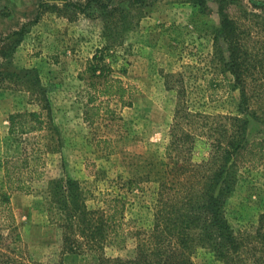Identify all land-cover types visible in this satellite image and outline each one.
Masks as SVG:
<instances>
[{"label": "rangeland", "instance_id": "1", "mask_svg": "<svg viewBox=\"0 0 264 264\" xmlns=\"http://www.w3.org/2000/svg\"><path fill=\"white\" fill-rule=\"evenodd\" d=\"M205 1L202 7L195 0H102V7L95 1L87 7L89 0H0L2 261L98 264L88 248L62 251V230L48 212V183L68 178L79 184L90 209L109 198L126 200L125 226L133 234L123 248L106 247L105 255L135 257V232H151L159 188L142 175L147 161L172 153L177 111L198 113L195 163L210 151L201 116L214 121L237 114L239 94L228 84L209 95L207 80L220 73L212 62L220 17L219 0ZM228 1L263 56L264 0ZM93 61L106 65L132 95L105 96L104 79L89 69ZM23 112L40 113L43 129L11 133L10 117ZM249 138L264 140V125L252 120ZM26 155L43 179L30 193H11L6 206L4 163ZM236 172L226 217L241 232L264 220V160L240 162ZM193 261L222 264L203 248Z\"/></svg>", "mask_w": 264, "mask_h": 264}, {"label": "trees", "instance_id": "2", "mask_svg": "<svg viewBox=\"0 0 264 264\" xmlns=\"http://www.w3.org/2000/svg\"><path fill=\"white\" fill-rule=\"evenodd\" d=\"M94 1L102 7V0H89L86 6ZM195 2V6L204 7L206 1ZM74 6L85 10L82 5ZM232 9L228 0H219L220 23L213 29L212 62L220 73L212 75L207 84L212 97L226 84L238 91L237 114L218 116L214 121L201 116V134L210 148L208 157L199 163L193 161L199 135L194 125L198 113L177 111L172 153L169 158L147 161L142 175L148 181L158 182L159 188L154 226L149 233L135 232L137 246L133 259L105 255L106 247L123 248L133 234L125 226L124 198H109L101 207L90 209L76 181L52 179L47 187L48 212L62 230L64 253L88 248L97 256L98 264H194L195 253L203 248L222 264H264V220L254 229L236 232L226 217L227 199L238 179L237 166L240 162L256 164L264 160V140L249 138L252 120L264 125V55L249 41V32ZM89 69L104 79L105 96L123 100L132 95L120 81L110 77L106 65L93 61ZM29 90L35 92L31 87ZM38 94L45 101V92ZM45 108L50 109L47 104ZM42 129L40 113L23 112L10 117L11 133ZM4 173L8 192L3 195L2 204L6 206L10 204L11 193H30L33 182L43 179L42 171L27 155L6 160ZM0 264L7 263L1 260Z\"/></svg>", "mask_w": 264, "mask_h": 264}]
</instances>
